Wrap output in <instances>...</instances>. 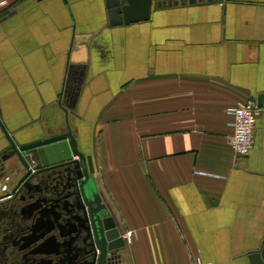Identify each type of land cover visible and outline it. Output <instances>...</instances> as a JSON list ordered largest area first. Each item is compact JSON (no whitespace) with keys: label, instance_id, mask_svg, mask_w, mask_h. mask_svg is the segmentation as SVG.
<instances>
[{"label":"crops","instance_id":"crops-1","mask_svg":"<svg viewBox=\"0 0 264 264\" xmlns=\"http://www.w3.org/2000/svg\"><path fill=\"white\" fill-rule=\"evenodd\" d=\"M150 2L130 0L125 17L106 0L0 7L2 124L20 144L65 131L59 93L72 69L85 72L69 121L117 227L133 231L121 264H252L264 242V105L247 156L228 143L229 109L264 92V0Z\"/></svg>","mask_w":264,"mask_h":264},{"label":"water","instance_id":"water-1","mask_svg":"<svg viewBox=\"0 0 264 264\" xmlns=\"http://www.w3.org/2000/svg\"><path fill=\"white\" fill-rule=\"evenodd\" d=\"M144 1L148 11L151 2ZM106 2L111 17H120L121 13L125 17L127 12H131L130 0ZM71 73L72 81L64 85L58 97L59 105L66 113L67 129L60 134L20 144L2 124L0 117V128L9 141L7 149L0 151V167L15 155L16 161L9 165L15 178L6 181L11 187L10 192L20 194L22 199L26 195L34 199L29 204L31 212H34V223L29 229L31 235L37 234L32 241L37 243L36 250H31L34 256L32 264H121L122 251L126 247L122 230L117 227L109 206L98 191L93 156L81 149L80 140L74 134L75 125L69 121L68 110L75 106L85 79V72L81 70L72 69ZM256 102L264 105V92L259 93ZM65 189L66 193L63 192ZM64 215L69 220L63 225L60 220H64ZM65 226L68 227L67 232L59 233L69 236L64 244V241H57L56 233L50 232L54 227L60 230ZM73 233H77L75 240L81 238L78 246L73 245ZM76 250L84 252L79 262L70 259ZM52 253L56 260L47 258ZM250 258L252 264H264V242L250 254Z\"/></svg>","mask_w":264,"mask_h":264},{"label":"flooded vegetation","instance_id":"flooded-vegetation-1","mask_svg":"<svg viewBox=\"0 0 264 264\" xmlns=\"http://www.w3.org/2000/svg\"><path fill=\"white\" fill-rule=\"evenodd\" d=\"M63 192L66 193L67 189ZM11 194L9 199L10 202H6L7 200L0 201V264H32L31 259L34 256L31 254V250H36L37 245V243L32 241L37 234L31 235L32 233L29 228H31L34 223V212H31L32 209L29 207L31 202L24 201L23 205H19V202H22L20 200V194L16 195L12 192ZM66 216L67 215H64V220L62 218L60 220L63 225L69 220V218L66 219ZM68 227H62L60 230L54 227L50 233H56L58 238L57 241H64L65 244V242L69 240V236H62V234L60 235L59 233L60 231L63 233L67 232ZM76 236L77 233L71 235V237H74V240ZM80 239L75 240L73 245L78 246L81 244ZM52 248L55 249L57 247L52 246ZM83 253V250H76L70 259L79 262L83 259ZM47 258L53 260L57 259L53 253Z\"/></svg>","mask_w":264,"mask_h":264},{"label":"built area","instance_id":"built-area-1","mask_svg":"<svg viewBox=\"0 0 264 264\" xmlns=\"http://www.w3.org/2000/svg\"><path fill=\"white\" fill-rule=\"evenodd\" d=\"M9 0H0V7L7 5ZM257 100L249 98L242 104H237L229 109L232 114V134L229 136V145L237 153V155L247 156L253 148L254 127L257 117L261 113L262 106L257 104ZM10 186L7 182L0 185V201L7 200L11 197ZM124 242L131 244L133 231L126 230L122 232Z\"/></svg>","mask_w":264,"mask_h":264}]
</instances>
